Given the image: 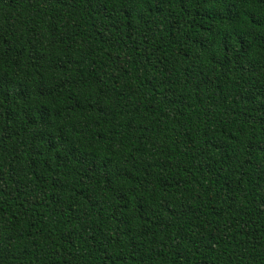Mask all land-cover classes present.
I'll return each mask as SVG.
<instances>
[{"label":"trees","instance_id":"1","mask_svg":"<svg viewBox=\"0 0 264 264\" xmlns=\"http://www.w3.org/2000/svg\"><path fill=\"white\" fill-rule=\"evenodd\" d=\"M0 264H264V0H0Z\"/></svg>","mask_w":264,"mask_h":264}]
</instances>
